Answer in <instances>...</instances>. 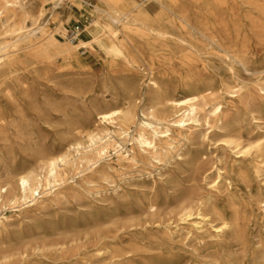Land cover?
<instances>
[{
    "label": "rangeland",
    "instance_id": "374dc122",
    "mask_svg": "<svg viewBox=\"0 0 264 264\" xmlns=\"http://www.w3.org/2000/svg\"><path fill=\"white\" fill-rule=\"evenodd\" d=\"M79 1L97 2L65 0L56 16L45 0L30 3L34 13L43 11L48 31L72 14L65 24L70 38L86 20ZM143 5L153 17L160 10L154 0ZM182 9L194 26L215 36V44L164 18L159 25L173 39L149 48L135 37L133 65L83 49L79 67L52 70L21 50L15 63L0 68V185L14 186L17 173L39 170L44 156L83 142L80 132L95 128L97 111L126 104L137 121L147 105L160 103L159 115L168 117L167 97L198 92L205 110L216 102L223 106L218 119L192 128L187 139L172 131L171 139L157 141L160 162L134 147L138 163L122 176L110 148L107 163L69 179L59 196L17 212L2 209L9 220L0 227V264H264V140L241 157L228 145L264 134V0H183ZM150 72L156 89L146 85ZM129 126V137L117 140L131 151L136 126ZM216 167L229 182L211 190L206 182ZM199 203L210 223L188 235L191 225L179 217L184 207L195 213ZM224 221L230 228L217 233L214 227Z\"/></svg>",
    "mask_w": 264,
    "mask_h": 264
},
{
    "label": "bare ground",
    "instance_id": "6f19581e",
    "mask_svg": "<svg viewBox=\"0 0 264 264\" xmlns=\"http://www.w3.org/2000/svg\"><path fill=\"white\" fill-rule=\"evenodd\" d=\"M63 1L65 0H45L44 5L51 12V16H56V10ZM96 1V4L85 1L76 3L86 20L83 28L76 33L78 41L74 42L67 37L65 26L69 23L72 14L65 19H59L56 27L48 31L47 23L41 22L43 11L34 13L30 0H0V21L4 23L0 33V68L15 63L18 60L16 54L21 50H24L23 57H28L33 62L52 70L68 71L79 67L83 49L98 51L104 54L107 61L121 58L129 65H133L129 52L130 46L135 47L133 44L135 37L142 39L143 44L149 48L155 43L173 39L174 35L159 25V20L164 18L172 27L177 26L189 32L197 31L215 44V36L207 35L201 28L191 23L187 12L182 9L183 0H154L160 6L156 17H153L143 5L146 0ZM208 3L214 5L215 0H208ZM9 19L14 22L5 24ZM26 20L31 21V26L25 24ZM185 43L192 45L189 42ZM226 56L229 59H236L229 51L226 52ZM146 85L150 89L158 87L152 72L149 73ZM204 91L209 92L207 89ZM236 93L237 90L231 92L232 95ZM203 99L202 92L182 98L167 97L162 105L164 109L173 111L170 116L161 117L159 115L161 108L158 107L160 103H154L145 107L142 117L137 121L135 111L126 104L97 111L98 123L95 128L80 132V137L84 138L83 142L69 143L63 151L44 156L40 159L39 170L17 173L14 186L9 183L0 185V227L9 220V216L3 213L2 209L7 207L11 212H17L35 205L37 201L43 202L48 197L59 196L60 188L69 179H73L77 174H83L86 169L107 163L110 160V148L115 151L122 176L126 175L124 170L127 167H133L138 163L134 147L140 155L151 156L160 162L161 159L157 155L159 152L157 141H168L171 139L172 131L178 132L182 140L187 139L192 128L201 126L202 123L210 124L211 119L219 118L222 103H213L209 110H205L202 105ZM131 123L136 126L135 135L130 136L133 148L131 151L123 150V145L117 139L123 141L129 137ZM205 137H208L207 134ZM263 140L264 134H259L246 145L233 140L228 141V145L235 149L234 153L237 157H241L249 155L252 150H258ZM108 167L114 170L113 166L108 165ZM72 172V176H69ZM81 176L85 183H93L84 179V175ZM222 181L229 182L223 175V170L216 167L213 175L207 178L206 184L209 189L215 190ZM21 206L23 207L20 208ZM204 210L203 203L198 204L195 213L191 212L189 207L182 209L179 221L181 224L191 225L188 235L201 233L205 225L210 223L209 214ZM229 228L230 225L224 221L214 227V230L222 234ZM174 231L177 232V228Z\"/></svg>",
    "mask_w": 264,
    "mask_h": 264
},
{
    "label": "built area",
    "instance_id": "2783aa9c",
    "mask_svg": "<svg viewBox=\"0 0 264 264\" xmlns=\"http://www.w3.org/2000/svg\"><path fill=\"white\" fill-rule=\"evenodd\" d=\"M80 30V25H75V27L71 30V39L75 41L77 39L76 33Z\"/></svg>",
    "mask_w": 264,
    "mask_h": 264
}]
</instances>
